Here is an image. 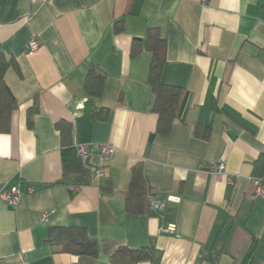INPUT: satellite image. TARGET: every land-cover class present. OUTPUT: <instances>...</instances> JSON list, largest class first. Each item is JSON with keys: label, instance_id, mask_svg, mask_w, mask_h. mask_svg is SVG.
<instances>
[{"label": "crops", "instance_id": "crops-1", "mask_svg": "<svg viewBox=\"0 0 264 264\" xmlns=\"http://www.w3.org/2000/svg\"><path fill=\"white\" fill-rule=\"evenodd\" d=\"M150 28L166 39L162 83L181 90L167 135L152 54L131 57ZM0 54L16 61L5 81L18 103L0 131V188L23 192L15 208L0 200V264H264V199H252L264 178V0H0ZM92 69L105 78L98 95ZM97 145L115 152L103 160ZM217 162L226 175L208 172ZM137 167L163 212L128 211ZM57 227L83 228L98 255L58 252ZM121 248L154 252L138 261Z\"/></svg>", "mask_w": 264, "mask_h": 264}, {"label": "trees", "instance_id": "trees-1", "mask_svg": "<svg viewBox=\"0 0 264 264\" xmlns=\"http://www.w3.org/2000/svg\"><path fill=\"white\" fill-rule=\"evenodd\" d=\"M119 25V24H118ZM119 30V29H118ZM143 51L152 54L149 83L152 86L156 100L154 111L159 116L156 134L167 135L177 118V106L181 96V90L175 86L163 84L161 75L166 63V39L158 28H150L144 40H134L131 47V57L135 58ZM17 69L14 59H8L0 54V131L7 133L10 130L12 116L18 108L15 96L5 81L8 69ZM104 76L91 70L88 75L86 89L92 95H98L104 83ZM99 114L96 113V117ZM65 149L73 145V128L71 124L62 121L57 124ZM148 182L141 167L134 168L130 182V191L127 198V209L134 213H144L149 204L146 203L148 195ZM48 243L58 252H66L74 255H98V242L87 235L83 228L57 227L50 230ZM152 248H142L132 251L119 249V254H127L136 260H149L153 257Z\"/></svg>", "mask_w": 264, "mask_h": 264}, {"label": "built area", "instance_id": "built-area-1", "mask_svg": "<svg viewBox=\"0 0 264 264\" xmlns=\"http://www.w3.org/2000/svg\"><path fill=\"white\" fill-rule=\"evenodd\" d=\"M39 50H40V42L37 38H33L29 42L28 54L32 56L35 53H37ZM94 148L100 153L103 160H107L115 152L114 148L110 145H97V146H94ZM77 153H78V156L83 161H88L90 158L91 152L88 146L82 145L77 148ZM208 172L216 176L226 175V165L224 162L211 163L208 167ZM102 176H104V173L102 172L97 173V177H102ZM227 178L229 182L232 181V177L227 176ZM253 184H254L255 192L252 195V199H255L258 197L264 199V178H255L253 180ZM29 191L30 193H33L34 189L31 187ZM22 197H23V192L21 191L18 185H15L9 189L5 187L0 188V200H2L4 203H6L7 205L13 208L18 206V204L22 200ZM147 200H148L150 211L161 213L166 208V204L152 193H148ZM46 219H47V215L44 214L42 216V221H46ZM174 231H175L174 226L162 228V232L164 233H172Z\"/></svg>", "mask_w": 264, "mask_h": 264}]
</instances>
